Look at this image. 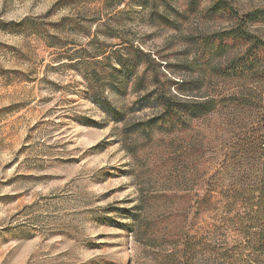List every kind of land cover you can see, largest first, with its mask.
I'll return each instance as SVG.
<instances>
[{
  "label": "rangeland",
  "instance_id": "rangeland-1",
  "mask_svg": "<svg viewBox=\"0 0 264 264\" xmlns=\"http://www.w3.org/2000/svg\"><path fill=\"white\" fill-rule=\"evenodd\" d=\"M186 2L0 0V264H149L137 219L181 222L198 264H264L255 110L229 99L150 138L129 131L150 107L123 122L106 113L145 93L127 84L145 67L171 93L178 79L200 95L233 93L193 63L205 53L196 38L227 19L201 4L182 20Z\"/></svg>",
  "mask_w": 264,
  "mask_h": 264
},
{
  "label": "trees",
  "instance_id": "trees-1",
  "mask_svg": "<svg viewBox=\"0 0 264 264\" xmlns=\"http://www.w3.org/2000/svg\"><path fill=\"white\" fill-rule=\"evenodd\" d=\"M187 0L184 10L177 11L182 20L187 14L202 9L208 16L226 18L228 26L210 35L198 36L204 56L195 58L193 63L204 62L208 73L217 82L230 83L233 93L230 96L218 93L200 95L186 81L178 79L173 84L176 91L159 85L145 67L140 74L127 79L132 92L145 91L128 108L113 106L106 113L115 121L123 122L126 111L132 112L150 107L154 112L147 119L131 125L130 132L150 138L153 134H174L184 131L189 121L200 118L216 110L226 100L252 108L258 113L256 126L264 133V8H254L243 12L236 11L228 0ZM204 4V7H200ZM197 89V88H196ZM264 142L259 145V162L263 154ZM261 164V163H260ZM261 179L254 185L251 193H257L261 212L264 211V166ZM254 198V196H253ZM252 200V198H251ZM264 221V213L259 217ZM177 221V220H176ZM172 224L175 221H171ZM169 223L159 229L135 220L132 236L149 248V264H198V240L185 234L181 222L168 228ZM264 235V231L262 232ZM259 250V249H257ZM264 250V249H260ZM207 264H212L208 261Z\"/></svg>",
  "mask_w": 264,
  "mask_h": 264
},
{
  "label": "built area",
  "instance_id": "built-area-1",
  "mask_svg": "<svg viewBox=\"0 0 264 264\" xmlns=\"http://www.w3.org/2000/svg\"><path fill=\"white\" fill-rule=\"evenodd\" d=\"M263 149H264V147H263ZM260 163H261V165L264 166V150H263V154H262L261 159H260Z\"/></svg>",
  "mask_w": 264,
  "mask_h": 264
}]
</instances>
